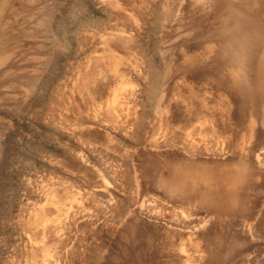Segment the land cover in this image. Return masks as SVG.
Segmentation results:
<instances>
[{"label": "rangeland", "instance_id": "rangeland-1", "mask_svg": "<svg viewBox=\"0 0 264 264\" xmlns=\"http://www.w3.org/2000/svg\"><path fill=\"white\" fill-rule=\"evenodd\" d=\"M218 6L0 0V264H264V32L222 43ZM176 155L249 164L234 214L161 198Z\"/></svg>", "mask_w": 264, "mask_h": 264}, {"label": "bare ground", "instance_id": "bare-ground-1", "mask_svg": "<svg viewBox=\"0 0 264 264\" xmlns=\"http://www.w3.org/2000/svg\"><path fill=\"white\" fill-rule=\"evenodd\" d=\"M218 5L219 24L224 29L228 28L230 32V34L228 32L222 37V43L230 46H241L243 43H247L253 33H261L262 30L264 32V25H260V18L264 11V0H218ZM248 21L253 23L250 30L245 27ZM213 25L215 24L213 23ZM230 39L231 41L228 42ZM253 45L256 54L258 50H262L264 54V36L258 38ZM257 61L259 64L264 63V55L257 57ZM230 164L234 166L229 167L230 165L224 163L201 162L193 158L176 155L171 162L165 160L160 165L155 163L152 165L153 171L157 172L158 175L156 183L159 189L164 192L161 194V198L176 204L180 209H184L185 206L192 207L191 214L203 211L220 217L223 214H234L236 210L238 185L231 181L233 174L238 172L239 182H242L250 170L249 164L245 162H230ZM139 207L143 208L152 218H161V220L169 221V223H179L183 228L194 229L190 226L195 222L189 223L183 213L176 214L175 211L155 210L157 205L154 200H142ZM132 233L135 232L132 231ZM161 233H154L151 237L159 239ZM208 238L209 241L219 239L214 235ZM184 239L183 237L181 241ZM216 250L213 248L212 252Z\"/></svg>", "mask_w": 264, "mask_h": 264}]
</instances>
